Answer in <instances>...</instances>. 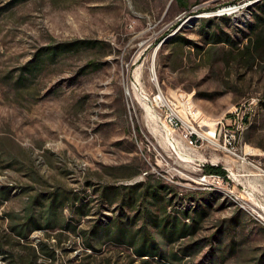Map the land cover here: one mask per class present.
<instances>
[{
  "label": "rangeland",
  "instance_id": "obj_1",
  "mask_svg": "<svg viewBox=\"0 0 264 264\" xmlns=\"http://www.w3.org/2000/svg\"><path fill=\"white\" fill-rule=\"evenodd\" d=\"M229 6L236 8L221 12ZM263 25L264 0H0V188H10L0 236L9 234L6 215L22 212L25 187L33 194L59 186L93 201L79 232L36 231L20 245L13 237L0 264L31 249L36 264H142L124 246L86 249L79 233L103 217L93 188L148 178L176 193L170 211L198 205L201 220L193 237L164 247L177 258L148 264H264V219L254 206L264 208V60L251 63L242 52ZM75 40L98 45L20 78L39 49ZM158 91L186 94L210 125L237 129L233 146L250 165L205 139L193 152L165 149L146 121V101ZM207 173L225 188L197 189L193 181Z\"/></svg>",
  "mask_w": 264,
  "mask_h": 264
},
{
  "label": "trees",
  "instance_id": "obj_2",
  "mask_svg": "<svg viewBox=\"0 0 264 264\" xmlns=\"http://www.w3.org/2000/svg\"><path fill=\"white\" fill-rule=\"evenodd\" d=\"M96 45L97 41L91 40L48 45L39 49L31 62L22 67L20 78L34 76L35 72L41 70L45 61L53 62L71 52L93 48ZM261 48H264V25L254 33L242 52L251 63L258 59L263 61L259 50ZM98 66L89 63L86 68L98 70ZM134 175L136 172L117 178L130 179ZM33 190L35 189L32 187H25L24 193L29 196L20 214L6 215L9 219V234L0 236V256L7 252L5 246L11 244L13 237L18 240L15 244L20 245V241L27 240L36 231L76 233L79 232L77 226L81 220L93 213L91 198L72 189L48 185L30 194ZM92 192L97 197L103 217L93 219L88 229L80 231L86 249L98 252L102 245L112 243L130 249L136 258L143 260L142 264H148V258L158 257L165 261L169 260L168 256L177 258L178 254L173 252L168 255L164 247L193 237L200 228L201 220L195 217L199 211L198 205L194 209L185 206L183 209L169 210L173 208L176 193L163 180L148 178L146 181L130 185L108 183L93 188ZM9 195L10 188L2 186L0 201L8 200ZM112 207L114 215H105L104 212H110ZM65 209L70 212L69 217L64 215ZM186 219L189 220L188 223ZM31 250L33 251L24 258L13 254L14 264H36L37 252ZM187 250L185 247L181 252L185 255ZM44 255L54 259L52 253L44 252Z\"/></svg>",
  "mask_w": 264,
  "mask_h": 264
},
{
  "label": "built area",
  "instance_id": "obj_3",
  "mask_svg": "<svg viewBox=\"0 0 264 264\" xmlns=\"http://www.w3.org/2000/svg\"><path fill=\"white\" fill-rule=\"evenodd\" d=\"M235 8V6H229L223 8L221 12L228 14ZM188 99L189 97L183 93L166 96L158 91L156 95L146 101L149 109V112L145 111L146 121L154 134L161 137L163 135L165 149L175 152L182 150L183 144L188 152H193L197 142L205 139L213 147L225 153L228 159L236 161L237 165L249 164L246 156L238 154L233 146L236 141L237 129L235 131L225 129L223 123L210 125L209 119L201 118L198 113L193 111L192 107L188 106ZM181 129H183L182 134L179 133ZM219 140H222L223 146L218 145ZM225 171L228 170L225 169ZM161 178L166 179L164 175H161ZM193 182L199 190L225 188L223 178L211 173L199 175Z\"/></svg>",
  "mask_w": 264,
  "mask_h": 264
},
{
  "label": "bare ground",
  "instance_id": "obj_4",
  "mask_svg": "<svg viewBox=\"0 0 264 264\" xmlns=\"http://www.w3.org/2000/svg\"><path fill=\"white\" fill-rule=\"evenodd\" d=\"M254 206H255L257 212L261 215L262 219H264V208L260 204H254Z\"/></svg>",
  "mask_w": 264,
  "mask_h": 264
},
{
  "label": "water",
  "instance_id": "obj_5",
  "mask_svg": "<svg viewBox=\"0 0 264 264\" xmlns=\"http://www.w3.org/2000/svg\"><path fill=\"white\" fill-rule=\"evenodd\" d=\"M127 94H128V92H127Z\"/></svg>",
  "mask_w": 264,
  "mask_h": 264
}]
</instances>
